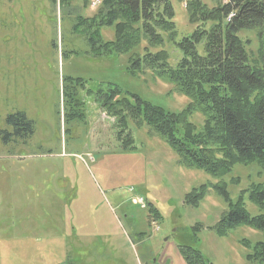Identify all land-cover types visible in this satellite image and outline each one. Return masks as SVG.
I'll return each instance as SVG.
<instances>
[{
  "label": "rangeland",
  "instance_id": "obj_1",
  "mask_svg": "<svg viewBox=\"0 0 264 264\" xmlns=\"http://www.w3.org/2000/svg\"><path fill=\"white\" fill-rule=\"evenodd\" d=\"M55 1L0 0V264H187L182 251L210 264H264L247 260L264 243L263 231L239 225L216 233L228 206L213 188L225 184L232 203L242 196L249 215H258L247 192L264 182V169L236 165L219 178L183 167L161 135L131 119L132 145L123 147L115 119L95 104L98 91L117 88L170 113L191 100L166 75L133 72L129 53L90 50L74 25L102 0ZM172 7L178 38L190 35L185 5ZM101 34L113 38L111 29ZM237 36L249 63L261 67L257 32ZM166 50L171 63L174 48ZM63 78L84 84L81 120L65 118ZM17 114L30 131L8 122ZM186 117L201 131L208 113L196 108ZM200 186L204 198L186 205L185 195Z\"/></svg>",
  "mask_w": 264,
  "mask_h": 264
},
{
  "label": "trees",
  "instance_id": "obj_2",
  "mask_svg": "<svg viewBox=\"0 0 264 264\" xmlns=\"http://www.w3.org/2000/svg\"><path fill=\"white\" fill-rule=\"evenodd\" d=\"M73 1L60 0L59 6ZM172 1L185 5L188 22L194 26L190 35L178 38ZM105 28L112 30L110 41L102 40ZM242 30L257 32L261 67L249 63L244 43L237 36ZM74 31L84 36L92 52L129 53L133 72L150 70L166 75L191 100L184 112L170 113L132 95L127 99L117 88L107 93L98 91L95 104L115 119L119 129L116 139L123 147L132 145L126 132V122L131 119L161 135L183 167L219 178L236 165L257 164L264 169L263 1L102 0L94 16L77 17ZM166 46L174 48L171 63ZM62 82L67 85L69 107L65 118L83 119L82 99L77 95L78 87L84 89L83 82L74 78H63ZM196 108L208 113L201 131H196L186 117ZM8 122L18 131L31 129L23 114L9 117ZM213 188L228 206L215 227L219 236L239 225L264 232V182L253 184L247 192L259 209L255 216L249 215L242 196L231 202L225 184L220 182ZM206 190V186L193 189L185 195L184 203L197 207ZM182 254L187 264H210L198 252ZM247 260L264 262V243H259Z\"/></svg>",
  "mask_w": 264,
  "mask_h": 264
},
{
  "label": "built area",
  "instance_id": "obj_3",
  "mask_svg": "<svg viewBox=\"0 0 264 264\" xmlns=\"http://www.w3.org/2000/svg\"><path fill=\"white\" fill-rule=\"evenodd\" d=\"M226 1H228V0H224V2H226ZM231 17H232V16L230 15V16L227 18V20H229Z\"/></svg>",
  "mask_w": 264,
  "mask_h": 264
}]
</instances>
